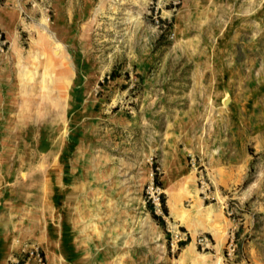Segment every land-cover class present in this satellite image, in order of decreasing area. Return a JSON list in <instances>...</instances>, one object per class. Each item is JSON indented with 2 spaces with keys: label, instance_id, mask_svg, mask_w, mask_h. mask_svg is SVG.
<instances>
[{
  "label": "rangeland",
  "instance_id": "rangeland-1",
  "mask_svg": "<svg viewBox=\"0 0 264 264\" xmlns=\"http://www.w3.org/2000/svg\"><path fill=\"white\" fill-rule=\"evenodd\" d=\"M30 247L264 264V0H0V263Z\"/></svg>",
  "mask_w": 264,
  "mask_h": 264
},
{
  "label": "built area",
  "instance_id": "built-area-1",
  "mask_svg": "<svg viewBox=\"0 0 264 264\" xmlns=\"http://www.w3.org/2000/svg\"><path fill=\"white\" fill-rule=\"evenodd\" d=\"M42 256L34 247L27 248L22 254L11 258L6 264H41Z\"/></svg>",
  "mask_w": 264,
  "mask_h": 264
},
{
  "label": "bare ground",
  "instance_id": "bare-ground-1",
  "mask_svg": "<svg viewBox=\"0 0 264 264\" xmlns=\"http://www.w3.org/2000/svg\"><path fill=\"white\" fill-rule=\"evenodd\" d=\"M41 171H43V170H41ZM84 184L85 183H83V185ZM74 195L76 196V194H73L72 196L70 195V197L67 198V202H69V203L72 204V206H73V214H74V216H76V218L74 219V222H77L78 223L79 222V219L77 217L80 216V214H81V212H82L83 209H82V206L79 205V202L80 201H76V197ZM95 219L101 221V218H95ZM90 222H91V220H90ZM28 228L30 229L31 226H28ZM24 230H26V229H24ZM82 234H83V232H82ZM93 234H94V232H92V235Z\"/></svg>",
  "mask_w": 264,
  "mask_h": 264
},
{
  "label": "trees",
  "instance_id": "trees-1",
  "mask_svg": "<svg viewBox=\"0 0 264 264\" xmlns=\"http://www.w3.org/2000/svg\"><path fill=\"white\" fill-rule=\"evenodd\" d=\"M157 179V175L155 174V180ZM156 186H158V184H155ZM161 207L164 209V200L163 199H161ZM152 217H153V219H155L156 221H160L161 220V217L160 216H157V215H155L153 212H152ZM186 243H182L181 244V246L182 245H185Z\"/></svg>",
  "mask_w": 264,
  "mask_h": 264
},
{
  "label": "crops",
  "instance_id": "crops-1",
  "mask_svg": "<svg viewBox=\"0 0 264 264\" xmlns=\"http://www.w3.org/2000/svg\"><path fill=\"white\" fill-rule=\"evenodd\" d=\"M2 263H5V262L3 261V262H1L0 264H2Z\"/></svg>",
  "mask_w": 264,
  "mask_h": 264
}]
</instances>
